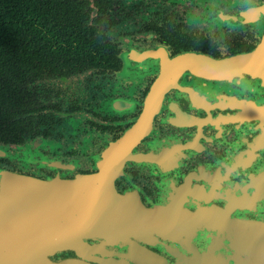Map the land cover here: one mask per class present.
I'll return each instance as SVG.
<instances>
[{
  "label": "flooded vegetation",
  "instance_id": "flooded-vegetation-1",
  "mask_svg": "<svg viewBox=\"0 0 264 264\" xmlns=\"http://www.w3.org/2000/svg\"><path fill=\"white\" fill-rule=\"evenodd\" d=\"M78 2L119 64L30 84L45 121L36 117L17 145L0 144V187L6 173L44 181L106 174L141 208L195 218L178 238L142 241L169 261L165 246L256 235L264 224V0ZM160 85L147 130L126 154H110Z\"/></svg>",
  "mask_w": 264,
  "mask_h": 264
},
{
  "label": "water",
  "instance_id": "water-1",
  "mask_svg": "<svg viewBox=\"0 0 264 264\" xmlns=\"http://www.w3.org/2000/svg\"><path fill=\"white\" fill-rule=\"evenodd\" d=\"M162 90V85L155 88L142 120L110 154H126L147 130ZM194 226L195 218L188 214L141 208L120 195L106 174L44 181L6 173L1 182L0 264H264V224L256 235L231 242L165 246L175 261L143 244L153 233L178 238ZM66 251L76 257L54 258Z\"/></svg>",
  "mask_w": 264,
  "mask_h": 264
},
{
  "label": "trees",
  "instance_id": "trees-1",
  "mask_svg": "<svg viewBox=\"0 0 264 264\" xmlns=\"http://www.w3.org/2000/svg\"><path fill=\"white\" fill-rule=\"evenodd\" d=\"M95 23L78 0H0V144L17 145L45 113L31 83L118 66Z\"/></svg>",
  "mask_w": 264,
  "mask_h": 264
}]
</instances>
